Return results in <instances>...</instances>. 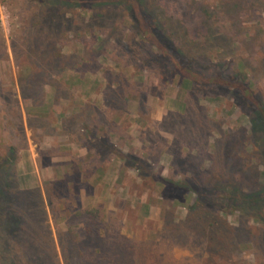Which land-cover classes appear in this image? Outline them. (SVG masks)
Segmentation results:
<instances>
[{"label": "rangeland", "instance_id": "obj_1", "mask_svg": "<svg viewBox=\"0 0 264 264\" xmlns=\"http://www.w3.org/2000/svg\"><path fill=\"white\" fill-rule=\"evenodd\" d=\"M165 1L169 8L152 0L150 12L177 51L207 74L214 66L240 71L264 100V0ZM35 8L34 0H0V162L13 147L0 177L14 178L20 190L39 188L43 200L33 212L38 222L0 232V264H64L59 243L83 234L80 211L95 210L116 236L140 243V264H264V205L230 201L249 190L248 172L264 180L250 109L236 91L167 77V58L134 35L120 10L102 17L88 8L57 11L36 22ZM63 21V68L34 82L31 69L23 71L33 50L20 31L44 49ZM99 138L182 181L183 193L142 181ZM57 180L47 199L45 187ZM203 189L210 196L196 201L194 191ZM18 202L6 204L14 210ZM86 241L87 257L101 253L99 242Z\"/></svg>", "mask_w": 264, "mask_h": 264}, {"label": "trees", "instance_id": "obj_2", "mask_svg": "<svg viewBox=\"0 0 264 264\" xmlns=\"http://www.w3.org/2000/svg\"><path fill=\"white\" fill-rule=\"evenodd\" d=\"M151 1L152 0H34L36 8L32 10L33 14L31 18L38 22L40 16L51 17L52 14L57 11L65 14L70 11L86 8L93 10L94 15L102 17L104 14H110L113 11L120 10L129 18V28L134 35L150 46L155 47L159 55L161 54L167 58L169 64L166 70L167 77L179 76V78H184L189 81L191 85L212 88L227 87L236 91L241 102L250 109V131L251 134L256 135V143L260 145L262 155L264 156V100L254 93L252 87L246 80V76L240 71H226V69L214 66V71L207 74L203 72L205 67L198 60L187 58L182 53L178 52L173 46L169 36L162 33L159 28L160 24L154 14L150 12L153 6ZM162 4L168 8L171 6V4L169 5L165 0H162ZM67 26L68 23L63 21L62 28L64 31L57 37H54L52 33H48L50 40H48L47 37L44 49L37 48L34 36L31 32L28 33L26 30L20 31L22 43L33 50V58H31L32 65L23 66V71L31 69L33 72L31 80L34 82L38 81V79L40 80V74L48 76L55 67L58 66L59 68H63L61 61L64 57L62 59L61 47L65 45V39L68 36V31H66ZM190 32L195 35L198 32V25H191ZM1 46L2 44L0 41V47ZM20 63H23V61ZM99 139L100 145L103 148L110 150L115 157L120 159L123 167L135 171L142 181L149 182L152 186L159 189H171L172 191L176 190L183 193L181 188L182 181L159 175L152 166L139 155L134 156L124 153L122 150L117 149L116 146L111 145L108 140ZM12 150L13 147H10V157L8 156L0 162V170L5 164L11 161ZM247 178L249 180V184L248 181H246L248 184L247 189H249L247 193L236 191L235 195V192H233L230 201H234L235 196H238V200L247 208H252L257 205L263 206L264 180L259 183L253 175L251 176L250 172H248ZM65 183L71 185V181ZM49 184L51 186L49 188L45 187L44 189L47 199L48 192H52L55 187L60 186V182L57 180L51 183L49 182ZM185 191H188V189ZM194 193L196 194V201L210 196L208 189H203L202 191L196 190ZM28 194H31V196L29 197ZM16 197H18L19 201H23L18 202V204L14 206L15 208L19 207L16 208L18 211H16L15 208L13 210L11 205L6 204L9 200H14ZM25 201H27L28 204H23ZM41 202H43V200L39 188L20 190L14 178H8L7 176H4V178L0 177V212L4 210L7 211V209L10 211L9 214L0 213V232L4 233L8 228L12 231L15 223L18 221L25 222L27 225L35 224L34 220L38 222L39 218H34L33 212L38 203L42 205ZM192 207H195V204H190L189 208ZM83 214L86 216L88 223L86 231L83 234H77L72 237L65 244L62 241L59 243L62 248L64 264H140L138 263L137 253L142 246L139 242L125 238L119 234V236H116L115 233L110 230L115 229L114 224L110 228V224L104 223L97 210L93 212L80 211L79 215L82 216ZM205 217V214L200 213L201 226H204L206 229ZM11 222L13 223L12 227L10 225ZM210 222L211 221H208L206 225L209 226ZM22 229L24 230V227ZM183 232L182 230L179 231V234L182 235L178 237L181 240L183 238V241H185L189 236L187 233ZM112 233H114V235H112ZM171 234L173 237V230ZM30 235L28 230L26 232V238L30 237ZM86 240L99 242L101 253L94 254L92 258L87 257L84 253V242ZM155 240L156 237L153 236L149 241ZM147 245L150 246L151 244L147 243ZM55 264L60 263L55 261Z\"/></svg>", "mask_w": 264, "mask_h": 264}]
</instances>
